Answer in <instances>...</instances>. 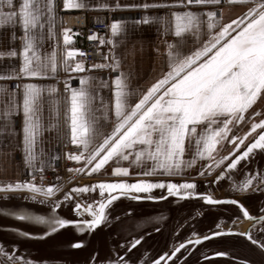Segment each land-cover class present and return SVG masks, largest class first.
<instances>
[{
    "label": "snow or ice",
    "instance_id": "obj_1",
    "mask_svg": "<svg viewBox=\"0 0 264 264\" xmlns=\"http://www.w3.org/2000/svg\"><path fill=\"white\" fill-rule=\"evenodd\" d=\"M230 2L248 4L249 6L235 18L226 22L223 14L211 10L212 6L220 5L221 0H142L136 3L102 2L96 5H86L77 0H63V9H86L93 7L109 12L122 10H138L142 13L136 24L157 23L164 25L162 35H168L174 28L175 42L165 41L167 51V70L162 73L146 90L129 87V77L121 71V61L116 55L115 37L124 36L128 29V22L119 18L110 19L105 28L110 29V36L95 32L88 37L90 41H98L96 52H100V45H112L107 52L102 53L103 62L91 63L86 66V54L79 49L69 47L73 39L70 28H63V55L57 60L55 49L50 56L43 59L37 55L36 46L47 38L55 39V0H21L17 5L15 0H0V23L12 21L22 30L20 40L22 51L19 55L22 63L19 71H13L11 76L0 78H36L55 76L58 65L63 66L65 72L81 73L80 86L70 87L71 76L64 79V91L68 93L66 103L70 116L71 143L78 146L77 152H69L67 158L81 166L70 168L75 173H99L109 161H127L129 167L139 166L140 174L168 176L181 175L185 168H191L198 161H205L206 171L199 175H208L217 168L222 170L211 183H216L226 177L231 170H235L242 160L249 159L254 150L264 151V110L255 106L264 101V0H230ZM5 8L10 11H5ZM18 8V11L15 9ZM152 9H166L156 15H148ZM196 9V10H194ZM207 30L209 38L191 50L183 51L186 36L191 34L199 40L203 29ZM80 54V59L77 58ZM16 56L15 50L0 53V56ZM91 69H110L111 79V116L105 113V121L111 122L109 131H104L97 120L86 118L90 111L91 101L99 97V89L109 87L108 80H99L90 74ZM118 75L111 76V73ZM97 81V91H91L92 81ZM47 91L55 93L56 85H38L35 83L23 84L22 104L11 105L4 113L3 118L11 123L13 110L17 113L22 110V149L24 161L32 176L31 180L8 182L0 184V190L20 191L27 190L30 195L25 199L37 200L41 204L50 203L47 214H33L23 211L4 212L9 218L22 222H30L42 228L40 233H32L15 229L16 234L25 238H44L60 230L72 227L78 233H90L109 221V207L119 196L133 192L151 193L154 188L166 189L168 195L188 198L199 196L208 204L218 205L228 203L237 206L239 214L255 224H260V232L264 234V214L253 216L238 199H214L211 194L199 193L194 181L174 183L171 180L149 181L138 180L128 183L125 180L99 181L96 184L74 186L70 191H63L59 183L37 184L34 181L44 180V161L37 167V153L35 151L37 138L41 132L39 118L36 117V103L41 93ZM134 97H138L133 99ZM58 106L59 101H55ZM103 106V104H102ZM247 122V130L237 134L238 129ZM57 131L58 123L50 125ZM10 130L8 125L0 131ZM257 130H259L257 132ZM253 133L255 138L245 144L246 139ZM226 144L231 148L226 150ZM243 145V148H242ZM191 155L186 159V155ZM129 167H115L113 175H128ZM231 179V177H228ZM59 181V177L56 178ZM99 189L100 199L92 203H82L74 196L87 193L89 190ZM234 192L247 194L251 191L264 190V172L246 173L239 182H233ZM60 193V196L56 194ZM107 194V195H105ZM49 198H54L50 201ZM135 200L165 199L147 195L132 196ZM62 204L69 205V212L77 218H65L57 213ZM261 213H264L262 208ZM239 217H237L238 219ZM149 218L146 223H152ZM236 220H233V224ZM212 231L209 235H197L194 239L185 240L174 246L169 254L164 252L158 258L151 260V264H168L177 253L186 245H199L213 237L229 234H238L247 238L251 244L264 251V239L254 238L248 232H238L229 227ZM4 230H13L12 226H5ZM143 235L137 234L125 240L119 247L124 254L115 252V256L100 258L91 257V264H135L129 253L140 245ZM84 241L80 240L71 246L80 248ZM15 248V246H13ZM214 256H227V252L217 251ZM0 256L10 264H34L33 261L17 256L16 252H9L0 243ZM140 264H145L144 260ZM241 264H249L247 260Z\"/></svg>",
    "mask_w": 264,
    "mask_h": 264
},
{
    "label": "crops",
    "instance_id": "obj_2",
    "mask_svg": "<svg viewBox=\"0 0 264 264\" xmlns=\"http://www.w3.org/2000/svg\"><path fill=\"white\" fill-rule=\"evenodd\" d=\"M21 0H15L18 5ZM77 2L85 3L86 5H96L98 3L107 2L113 3L114 0H77ZM139 3L142 0H120V3ZM55 22L54 32L55 39L47 38V26L45 27V39L36 46L37 55L42 59L45 56H50L55 49L57 60L63 55V36L61 30L64 27L63 17L66 14H98L103 12L109 13L110 19H122L128 22V29L124 36L113 38L116 41L115 52L121 61V71L129 77L128 84L132 89L146 90L156 79L160 78L162 73L167 70V47L165 41L175 42L174 28L170 30L168 35H162L164 25L157 23L136 24L134 21L140 19L142 13L138 10H122L112 11L104 9H96L89 7L86 9H63V0H55ZM249 5L243 3H233L230 0H221L220 5L212 6L211 10H216L223 14V19L226 22L230 18H235L241 12L245 11ZM18 11V8L15 9ZM196 10V9H194ZM5 11L10 9L5 8ZM166 9H152L148 15H159L166 12ZM22 30L18 23L13 24L12 21L0 23V53H7L9 50H15L16 56H0V77L11 76L13 71L18 72L19 66L22 63V58L19 53L22 51V41L20 36ZM104 36H110V29ZM209 38V34L205 29L202 30L199 40L191 34L186 36V43L183 51L190 53L195 47L202 45L203 41ZM84 39L75 38L69 43V47L83 45ZM112 47V45H109ZM92 75L99 80H108L109 87L99 89V97L93 99L90 104V111L87 112L86 118H92L98 121L99 126L104 131H109L111 122L105 121V113L111 116V79L110 69H91L90 72L83 75ZM119 73H111V76ZM81 73L65 72L62 65H58V71L55 76L27 78H0V128L8 125V129L0 131V184L8 182L21 181L24 174L29 173V170L24 161V153L22 149V132L19 131L22 127V110L18 113L13 110L11 115V123L3 118L5 111L14 104H22L23 84L35 83L38 85H56L57 91L49 93L44 91L38 98L35 113L39 118L41 132L37 138L35 151L37 153L36 165L40 166V161H44V171L52 169L62 158L64 145L71 142L70 125L68 123L70 116L66 115L68 105L66 97L68 93L64 91V79L71 76L69 82L70 87L76 88L80 86L79 76ZM97 81H92L91 91L93 94L97 91ZM138 98L134 97L133 99ZM59 104L56 105L55 101ZM103 104V106H102ZM58 123L59 139H57V131L50 127ZM186 159H190L191 155H186ZM205 161L201 160L191 168H185L183 173H194L203 169ZM115 167H129L127 161H109L108 164L99 172V176H114L120 178H136L147 177L148 175L140 174L142 168L139 166L129 167L128 175H113L112 169Z\"/></svg>",
    "mask_w": 264,
    "mask_h": 264
},
{
    "label": "flooded vegetation",
    "instance_id": "obj_3",
    "mask_svg": "<svg viewBox=\"0 0 264 264\" xmlns=\"http://www.w3.org/2000/svg\"><path fill=\"white\" fill-rule=\"evenodd\" d=\"M255 107L258 110H264V101L258 102ZM247 126V122H244L235 131H237V134H240L242 131L247 130ZM258 131L259 130H257V132ZM255 135L256 133L251 134L246 139L245 144L251 142V140L255 138ZM230 148L231 145L226 144L224 154H226V150ZM221 170V167H217L211 174L199 175L198 173L200 171H206V168L203 166V169L195 171L194 173H182L181 175L175 176L155 174L136 178H120L112 175L103 176V178H101L99 173H94L96 176L88 174L85 180L91 178L93 180L107 181L125 180L128 183H133L138 180H149L153 182L171 180L174 183L194 181L197 185L196 191L199 193L211 194L213 198L217 200L224 198L238 199L253 216L264 214L260 211L264 208V190L258 192L250 190L247 194H238L237 197H232L231 184L234 182V180L232 181V172L227 173L224 179L216 183H211ZM240 172L242 171L237 172V174ZM229 176L231 179L228 178ZM161 194L166 198L152 200L141 199L140 201L144 202V205H136L135 202L138 200L132 198L134 195H141L142 197L152 195L154 197H159ZM244 197L246 198V202L243 200ZM99 199V196L94 197L87 203H92L94 200ZM123 199L125 200L124 203L117 205V207L113 209V213H119L118 220L127 218L129 215L134 216V214L138 212V219H148V217L155 218L152 223L138 229L137 234L143 235L144 239L140 244L141 246L138 245L140 249H133L128 254L135 264H140L141 260H144L145 264H151V260L158 258V256L164 252L170 254L174 246H178V244L183 243L185 240L194 239L193 233L197 235H209L212 231L218 230L216 227L217 225H220L221 229L232 227L238 232L248 231L254 238L264 239V234L260 232V224L257 223L255 227H253L254 223L242 216L238 219L235 218L236 223L233 224L232 208H218L217 206L220 204H208L199 196L181 198L179 196L168 195L166 189L154 188L151 190V193L137 194L133 192L123 197ZM48 211H50V209ZM71 230H73V228L63 231L60 230L56 233L55 236L63 240H61V244H57L56 247H54L55 251L58 249V246L62 245V242L66 241V236H70L74 241L78 238L84 239L86 245H89L94 238L91 232L78 233L74 231L71 232ZM151 248L157 249L152 251ZM217 251L227 252L228 255L214 256L213 253ZM56 252L58 254L60 253L58 251ZM120 254L123 255L124 252ZM177 257L178 258H173L172 261H168V264H241V261L244 260H247L249 264H264V251L251 244L246 237L238 234L213 237L207 241H202L199 245H195L194 247L186 245L184 249H181V251L177 253ZM69 258L74 259L71 253Z\"/></svg>",
    "mask_w": 264,
    "mask_h": 264
},
{
    "label": "rangeland",
    "instance_id": "obj_4",
    "mask_svg": "<svg viewBox=\"0 0 264 264\" xmlns=\"http://www.w3.org/2000/svg\"><path fill=\"white\" fill-rule=\"evenodd\" d=\"M239 171L242 172L237 174V172ZM254 172H264V151H261L259 149L254 150L253 154H250L249 159L242 160L237 165V168L235 170H232V181L234 180V182L239 183L243 179V174L245 175L246 173ZM238 194L241 193L234 192L232 189V197H237ZM26 195L30 194L10 193L9 191L5 192L3 190H0V243H10V245H14L15 243H17L15 248L10 245L5 247L8 249V251H10V253L15 251L17 256L23 257L27 260H31L34 262V264H91V257L93 255H98L100 258H106L109 256L114 257L115 252H113V249H115L116 252H124V249H121L119 245L124 243L125 240L131 239L132 236L137 235L138 229L149 224L146 223L149 217L148 219H138L139 212L137 214H134V216L129 215L127 218L119 220V213L112 212V214L109 213L108 223L99 226L94 231V238L91 240L89 245L87 244L84 248H73L70 246L72 243L80 240L84 241V239L78 238L76 239V241H74V239H71L70 236H66V241L68 242H62V245L58 246V249H56V251L60 252L58 254L54 250V247H56L57 244H61L60 242L61 240H63L61 238L58 239L55 236L53 237V239L51 238L45 243V245H43V242L45 240L44 238H37L38 240L24 242L21 241V239H25V237L16 234V232H8L7 230H4L5 226L7 225L30 223L22 222L15 218H9V216L4 214L5 211L8 213H11L13 211H23L33 214H47L49 212L48 210L50 209V204H41L39 202V198L35 201L25 199L24 197ZM79 195L81 196V193H79ZM5 197L8 198L6 199L7 201H4ZM52 199L54 198H50V201ZM243 200L246 202L245 197ZM124 201L125 200L123 198L118 199L112 205L111 209H114L119 204H123ZM135 204L144 205L145 203L142 201H136ZM217 207L232 208V219L241 216L238 212L237 206L235 205L220 204ZM56 211L62 217L77 218L74 213L69 212V206L67 204H62L61 208L57 209ZM109 212H111V210H109ZM16 221L17 223H15ZM72 231L76 232L74 229L71 230V232ZM135 249H140V247L136 246L134 250ZM151 249L152 251H155V249L157 248ZM70 253L74 257V259L69 258ZM0 261L3 264H10V262L7 261L3 256H0Z\"/></svg>",
    "mask_w": 264,
    "mask_h": 264
},
{
    "label": "built area",
    "instance_id": "obj_5",
    "mask_svg": "<svg viewBox=\"0 0 264 264\" xmlns=\"http://www.w3.org/2000/svg\"><path fill=\"white\" fill-rule=\"evenodd\" d=\"M109 23V13L103 12L98 14H66L63 17V24L65 28H70L75 38L84 39L83 45H77L75 48L79 49L81 52L86 54L85 64L86 66L91 63L103 62L102 53L107 52L109 45H100V52H96V45H98V41H90L88 39L89 35L95 32L98 36L105 35L108 31L105 28V25ZM77 58L80 59V54L77 53ZM78 146L73 145L71 142H67L64 145L63 156L61 160L50 170L44 171V180L41 181L39 179V174H37V178L34 181L37 184L43 183L47 186L49 183H59L62 186V190L65 191L74 185L77 182L83 181L86 179L88 174L85 173H75L68 171L70 168H78L81 165L73 162L67 158V154L69 152H77ZM57 177H59V181H57ZM32 176L27 173L24 174L21 178L23 180H31ZM10 193H19V194H30L27 190L14 191L9 190ZM57 193L56 195H59ZM50 199V198H49Z\"/></svg>",
    "mask_w": 264,
    "mask_h": 264
},
{
    "label": "water",
    "instance_id": "obj_6",
    "mask_svg": "<svg viewBox=\"0 0 264 264\" xmlns=\"http://www.w3.org/2000/svg\"><path fill=\"white\" fill-rule=\"evenodd\" d=\"M232 172V170L230 171ZM91 176H96L95 174H91ZM99 181H107V180H93L92 178L91 179H88V180H83V181H80V182H77L75 183L74 185H72L70 188H68L67 190L65 191H70L74 186H83L84 184H96L97 182ZM135 193V192H134ZM106 195V194H105ZM60 196V195H59ZM100 197V193H99V189L97 188L95 191H92V190H89V192L87 193H81V196L79 194L75 195L74 196V199H78L80 202L82 203H87L88 201H90V199L94 198V197ZM123 197H126V195H122V196H119L115 201H117L118 199H121ZM6 199H8L7 197H5L4 201H7ZM224 199H234V198H224ZM224 199H221V200H224ZM1 201V200H0ZM20 201H23V200H20ZM19 201V202H20ZM115 201L112 202V204L110 205L109 210H111V213L113 212V209L112 208V205L115 203ZM140 201V200H138ZM50 204V203H49ZM221 204H224V203H221ZM68 205V204H67ZM69 206V205H68ZM8 210V209H7ZM248 220V219H247ZM250 221V220H249ZM253 222V221H252ZM17 223V221L15 222ZM254 223V222H253ZM7 226H12V229L13 230H7L8 232H15V229H20V230H25V231H29V232H32V233H40L42 231V228L39 227V226H34L32 223H22V224H16V225H7ZM26 226V227H25ZM69 228H72V227H68V228H65V229H69ZM65 229H62L65 230ZM95 231V230H94ZM94 231H92V235L94 233ZM67 233V232H66ZM56 233L55 234H51L50 236L48 237H44V242H43V245H45V243L50 240L51 238L53 239V237H55ZM32 240H38L37 238H25V239H21V241H24V242H27V241H32ZM75 243V242H74ZM17 243H15L14 245H10V243H7V244H3L4 246H16ZM73 244V243H72ZM85 243L83 246H81L80 248H84L85 247ZM11 247V248H12ZM72 247V246H71ZM10 248V250H11ZM74 248V247H73ZM72 248V249H73ZM77 249V248H76ZM8 250V249H7ZM13 250V249H12ZM10 252V251H9ZM21 253V252H20ZM0 264H3L1 261H0Z\"/></svg>",
    "mask_w": 264,
    "mask_h": 264
}]
</instances>
